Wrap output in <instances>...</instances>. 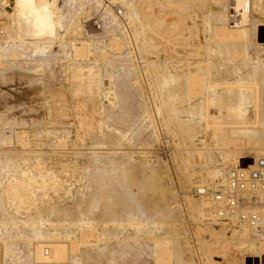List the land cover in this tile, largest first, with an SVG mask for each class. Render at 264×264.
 Wrapping results in <instances>:
<instances>
[{"label": "rangeland", "instance_id": "rangeland-1", "mask_svg": "<svg viewBox=\"0 0 264 264\" xmlns=\"http://www.w3.org/2000/svg\"><path fill=\"white\" fill-rule=\"evenodd\" d=\"M162 1L48 0L38 36L2 0L0 264H264L195 192L264 155V0Z\"/></svg>", "mask_w": 264, "mask_h": 264}, {"label": "built area", "instance_id": "built-area-1", "mask_svg": "<svg viewBox=\"0 0 264 264\" xmlns=\"http://www.w3.org/2000/svg\"><path fill=\"white\" fill-rule=\"evenodd\" d=\"M4 6L0 4V12ZM117 14L122 11L117 9ZM0 30V45L4 42ZM196 194L205 199L211 218L241 229L264 228V155L253 157L247 167L235 165L225 174V181L199 186Z\"/></svg>", "mask_w": 264, "mask_h": 264}, {"label": "bare ground", "instance_id": "bare-ground-1", "mask_svg": "<svg viewBox=\"0 0 264 264\" xmlns=\"http://www.w3.org/2000/svg\"><path fill=\"white\" fill-rule=\"evenodd\" d=\"M177 1H179L180 3H178ZM182 1L183 0H175L172 2L171 0H163L159 5L154 6V7L146 5L145 7L142 8V12H143V15L145 17H150L152 15L153 16L155 15L157 18L161 19L162 24H165V19H168L169 15H173L171 13H168L167 8H172L173 10H176V9L182 10V9H184V6L181 5ZM11 2H12V0H3V3L5 6L7 4H9V5L12 4ZM25 2H26L27 9L29 11V16H31L29 26L28 25L26 26L28 31L33 32L32 30L34 29L37 32L38 36H40L41 34L42 35L43 34L51 35L54 32V28H53V25L50 22H48V20L50 19V11H49L50 7L48 5V0H25ZM0 4L3 6L2 0H0ZM4 11H5V8H4V10H2L0 12V15H2V13H4ZM169 11H171V10H169ZM40 12H42V13H40ZM44 12H45V16H42ZM33 15H35V16H33ZM172 17H174V16H172ZM34 35H36V34L34 33ZM235 109H234V111H235ZM238 112H240L239 109H238ZM236 116H238V115H236ZM237 118H239V117H237ZM240 119H243V118H240ZM256 156H259V155H254L253 157H256ZM243 163H244L243 161L238 160L232 166L239 165L240 167L244 168V167H247L249 164H251V163H244V164ZM226 171L224 172V174L221 178V182L225 181ZM204 203L206 205L207 214L209 216H211L212 213L210 212V208H209L208 204L206 202H204ZM241 229L243 231L247 230L255 238H261L263 235L262 233L261 234L257 233L256 230H252V229L249 230L246 228H241ZM244 234H245V232H244Z\"/></svg>", "mask_w": 264, "mask_h": 264}]
</instances>
